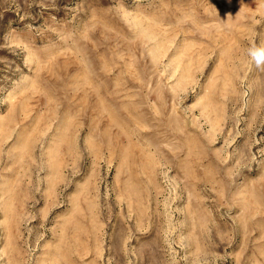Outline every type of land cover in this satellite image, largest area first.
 Listing matches in <instances>:
<instances>
[{"label":"rangeland","instance_id":"rangeland-1","mask_svg":"<svg viewBox=\"0 0 264 264\" xmlns=\"http://www.w3.org/2000/svg\"><path fill=\"white\" fill-rule=\"evenodd\" d=\"M264 0H0V264H264Z\"/></svg>","mask_w":264,"mask_h":264},{"label":"clouds","instance_id":"clouds-1","mask_svg":"<svg viewBox=\"0 0 264 264\" xmlns=\"http://www.w3.org/2000/svg\"><path fill=\"white\" fill-rule=\"evenodd\" d=\"M246 54L257 69L264 70V42L250 44Z\"/></svg>","mask_w":264,"mask_h":264}]
</instances>
